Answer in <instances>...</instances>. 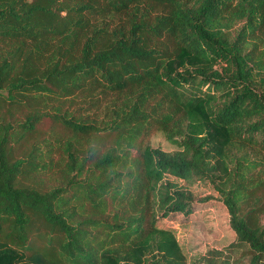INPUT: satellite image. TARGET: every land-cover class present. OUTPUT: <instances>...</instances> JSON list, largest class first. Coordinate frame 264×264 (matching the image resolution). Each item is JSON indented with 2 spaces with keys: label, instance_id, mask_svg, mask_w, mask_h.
Returning <instances> with one entry per match:
<instances>
[{
  "label": "trees",
  "instance_id": "1",
  "mask_svg": "<svg viewBox=\"0 0 264 264\" xmlns=\"http://www.w3.org/2000/svg\"><path fill=\"white\" fill-rule=\"evenodd\" d=\"M209 208L264 264V0H0V264H189Z\"/></svg>",
  "mask_w": 264,
  "mask_h": 264
},
{
  "label": "rangeland",
  "instance_id": "2",
  "mask_svg": "<svg viewBox=\"0 0 264 264\" xmlns=\"http://www.w3.org/2000/svg\"><path fill=\"white\" fill-rule=\"evenodd\" d=\"M149 142L153 147H160L167 152L175 150V147L170 145L159 132L153 134ZM190 189L195 194H212L209 187L200 183L192 185ZM226 217L224 211L217 212L209 208L192 224L162 221L161 225L175 233L189 264H196L197 260L209 250L224 249L234 241L235 238L229 231Z\"/></svg>",
  "mask_w": 264,
  "mask_h": 264
}]
</instances>
